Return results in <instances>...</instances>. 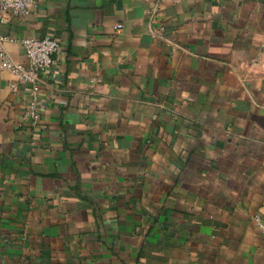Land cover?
<instances>
[{
  "label": "crops",
  "instance_id": "obj_1",
  "mask_svg": "<svg viewBox=\"0 0 264 264\" xmlns=\"http://www.w3.org/2000/svg\"><path fill=\"white\" fill-rule=\"evenodd\" d=\"M3 15L14 61L25 37L60 48L37 125L0 67V264H264V0Z\"/></svg>",
  "mask_w": 264,
  "mask_h": 264
},
{
  "label": "built area",
  "instance_id": "obj_2",
  "mask_svg": "<svg viewBox=\"0 0 264 264\" xmlns=\"http://www.w3.org/2000/svg\"><path fill=\"white\" fill-rule=\"evenodd\" d=\"M37 4V0H0L2 22L6 21L7 15L23 17ZM6 16V18H5ZM122 25L116 24L115 29L120 30ZM6 37L0 35V67L9 71L17 81L29 84L31 87L32 101L23 112L22 118L28 119L33 125L40 122V112L37 104L40 89L41 74L48 72L55 65L54 56L59 51L58 41L50 36L40 38L25 37L20 43L24 48L26 62L14 61L5 47ZM15 89V87L13 86ZM253 220L264 235V221L260 214H254Z\"/></svg>",
  "mask_w": 264,
  "mask_h": 264
}]
</instances>
